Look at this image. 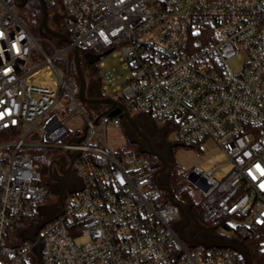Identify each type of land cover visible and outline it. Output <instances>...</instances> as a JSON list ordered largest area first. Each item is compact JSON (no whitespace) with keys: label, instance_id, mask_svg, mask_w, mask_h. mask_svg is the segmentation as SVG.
Masks as SVG:
<instances>
[{"label":"built area","instance_id":"1","mask_svg":"<svg viewBox=\"0 0 264 264\" xmlns=\"http://www.w3.org/2000/svg\"><path fill=\"white\" fill-rule=\"evenodd\" d=\"M44 2L69 42L36 37L18 0H0V264H242L232 249L188 247L177 231L181 210L166 203L156 171L108 141L124 111L88 116L70 58L120 55L126 78L109 94L103 86L102 97L153 118L173 133L170 143H216L225 163L189 176L204 227L250 236L264 228V0ZM242 55L234 73L227 63ZM34 132L40 143L28 141ZM71 132L79 138L61 146ZM34 147L66 150L82 184L50 217Z\"/></svg>","mask_w":264,"mask_h":264},{"label":"rangeland","instance_id":"2","mask_svg":"<svg viewBox=\"0 0 264 264\" xmlns=\"http://www.w3.org/2000/svg\"><path fill=\"white\" fill-rule=\"evenodd\" d=\"M32 1L33 0H18L19 13L26 23L27 21L23 13L24 11H26V7ZM51 24L54 26L55 25L54 21L51 22ZM36 37L39 38L41 36H36ZM105 53L106 52L104 51H97L94 53V55H97V56L104 55V57L100 61L93 63V67L91 71L89 72V77L92 83L95 86H97L99 90L102 89L103 86H107L109 88V91L107 92V94H109L112 89H115L117 86L122 85V83L124 82L126 78L127 71H125L122 67V64L120 62V55H114V53H109L108 55H105ZM34 59H35V62L41 61L40 57L38 56L34 57ZM101 63H103L102 66L100 65ZM245 63H246V58L244 57V55H242L241 57L234 58L228 61L227 65L229 69L232 70L234 73H239L242 70ZM81 107L88 116L90 117L93 116V109L91 107L87 106L86 104L82 102H81ZM55 113L57 112L52 111L50 115L53 116ZM132 116L138 117L134 114ZM139 118L147 122L145 123L146 124L145 129L147 130L149 134L153 135L155 134L156 131H163L166 133L165 128L160 123L156 122L153 118L147 115L146 116L141 115L139 116ZM126 133H130V135L133 134L132 130L126 123H123L121 131L117 130L111 125H108L106 135H107L108 141L110 142L112 148L121 149L122 147L126 145L127 140H128V136ZM77 134L80 137L82 135V132L79 131ZM78 135H76L75 132H71V135L67 137L66 139H64L60 145L62 146V145L68 144L69 142L73 143L75 140L79 138ZM167 138L169 139V141L172 142L173 133L172 132L167 133ZM28 141L31 143H40L42 141V138L39 133L34 132L33 134L30 135V137L28 138ZM171 144L173 145V154L171 158L173 165L175 167L180 166L185 170L184 172H181L179 171V169H177L178 171L177 174L178 176L183 178V180L186 182L187 186L189 187L190 191L192 192V195L194 196L195 200L198 201L201 199V194L199 193L195 185L189 181V176L192 172V169L197 166L204 167V165L208 164L210 160L212 159L214 161L215 158L221 154V150L218 148L216 143H214L213 141L207 142L205 145L202 146V148L199 146L194 147V148L179 146V145H176L174 142ZM37 148H45V147H34L32 148V150L37 149ZM54 149L58 151L55 153V156H54V161H55L54 173H57L58 168H59V165H58L59 163H61L63 166H67L70 163V161H69L68 152L66 150L58 149V148H54ZM198 151L200 153L199 156L197 155ZM221 163H224V160H222ZM164 178H165V175L163 174L158 175V179L160 182H163ZM56 185H57L56 182L51 184L50 186L51 192L49 195V200L44 204L43 208L41 209V211H43L42 214L46 215L47 217L55 215L56 213H58L60 209H62L58 201L57 194L54 191H52L56 187ZM81 185H82L81 181L79 180L78 186H76L73 190L69 191L65 195V197H68V195L72 192L73 193L78 192L81 188ZM202 226H204L203 223H197L193 221V224L189 228H187V235L189 236V238H193L199 231H201V229H204ZM218 233L221 235L222 239L231 240V241L239 240L238 235L235 233H232L231 237H228L224 235L223 233L217 231V234ZM84 240L85 239H83V241ZM199 241H204V239L203 238L199 239ZM188 247L192 250H202L203 249L200 245L188 246Z\"/></svg>","mask_w":264,"mask_h":264},{"label":"water","instance_id":"3","mask_svg":"<svg viewBox=\"0 0 264 264\" xmlns=\"http://www.w3.org/2000/svg\"><path fill=\"white\" fill-rule=\"evenodd\" d=\"M41 7H42V11H43V18H42V22H41V32L43 34H45L46 36L50 37V38H54L58 40V44H62L64 42H69L70 39L68 38L67 35L53 29L50 25H49V11L48 8L44 2V0H38ZM109 52H106L105 55H108ZM87 57V61L90 64H93L97 61H100L104 55H93L91 53L86 55ZM73 61L76 67V73H77V79L79 82V94H78V98L80 100V102L86 104L89 107H101L103 105H108L109 109L104 113V114H116L121 112L122 110L124 111L123 114V119L124 122L133 129V131L135 132V134L138 136V138L140 140H142L146 145H147V150L149 153H151L152 155L156 156L160 161H162L164 163V166L158 170H156L155 174L159 175L161 174L167 167V161L165 158H163L161 156V154L159 152H157L155 150V148L152 145V142L149 138V136L140 128L138 120L140 119L139 116L143 115L146 116L144 114H140L138 115V117H133L130 115V113L128 112L127 108L125 107L124 104H122L121 102L114 100L112 98L109 97H97V98H91L88 96V83H87V79H86V75L85 72L83 70L82 67V63H81V51L80 50H75L74 52V56H73ZM127 136L129 138H133L136 141H138L136 139V137H134V134L130 135V133H126ZM171 147L173 148V145L171 144ZM53 165L54 162L51 164L50 167V171L51 174L53 172ZM60 174H63L64 171L61 168L59 171ZM52 179L55 181H58V178L54 177L52 174ZM159 188L168 196L169 201L172 204L177 205L180 210H181V214H182V218H183V222L179 225V227L177 228L178 233L180 234V236L182 237L183 241L185 243H187L189 246H195L198 244L199 238L201 235H205L207 238V246H212V247H216V248H222V249H232L238 253H240L248 262V264H253L252 261V255L251 252L244 246L243 242L241 241H231V240H225L222 239L221 237H217L215 236V234L213 233L212 230L210 229H203L201 232H199V234L195 235L193 238H188L187 234H186V229L189 228L192 225V218L188 213V210L181 205L178 201L175 200L169 186L168 183L167 184H158ZM52 191H54L56 194L59 195V201L60 204H63V194H64V189H62L60 192L59 190L55 187ZM48 219H43L40 220V223L44 224L46 222H48ZM38 256L40 258V251L38 250ZM39 264H41V262H39Z\"/></svg>","mask_w":264,"mask_h":264},{"label":"trees","instance_id":"4","mask_svg":"<svg viewBox=\"0 0 264 264\" xmlns=\"http://www.w3.org/2000/svg\"><path fill=\"white\" fill-rule=\"evenodd\" d=\"M24 16L27 21L28 27H30L31 31L36 36H43L41 32V22L43 18V11L42 7L38 0H33L27 7L26 11H24ZM51 20L49 19V25L51 24ZM56 28V27H55ZM60 30L59 28H56ZM84 52H92L93 50ZM71 59V74L74 77H77L76 67L73 61V57ZM103 93L100 89L99 97H102ZM108 105H103L101 107H91L93 109V116L94 118H99L103 116V114L107 111ZM125 123V122H124ZM173 149V148H172ZM58 152L54 148H37L33 149L32 153L35 158V163L38 169L42 173V181L41 184L46 186H51L53 184L52 174L50 171L51 164L54 161L55 153ZM121 152L123 153H130L137 156H143L146 158L147 162L149 163V169L151 170H158L159 167V160L156 156L152 155L148 151L141 148L138 141L133 138H129L127 143L124 147L121 148ZM177 167H175L172 163L171 171L168 175V186L175 198L181 205H183L187 210L189 215L192 218V221L197 223H203V216H204V206L203 200L200 199L198 201L195 200L192 192L190 191L189 187L187 186L186 182L178 176L177 174ZM169 199L166 200V203H169ZM204 229L205 227L202 226ZM215 236H217L216 229L213 230ZM239 241L243 242L244 246L251 252L253 264H264V251L262 250V242L264 240V228H255L254 234L250 236H243L238 235ZM200 246H205L203 244H199ZM239 255H241L239 253ZM242 256V255H241ZM242 264H248L247 260L242 256Z\"/></svg>","mask_w":264,"mask_h":264},{"label":"flooded vegetation","instance_id":"5","mask_svg":"<svg viewBox=\"0 0 264 264\" xmlns=\"http://www.w3.org/2000/svg\"><path fill=\"white\" fill-rule=\"evenodd\" d=\"M89 53L93 54L92 52L81 51V63H82V67H83V70L85 72L87 83H88V96L91 98H97L100 95V90L98 89L97 86H95L92 83V81L90 80V77H89V72L91 71V69L93 67V64H90L87 61L86 55ZM138 123H139L140 128L149 136L155 150L157 152H159L161 154V156L163 158H165L167 161V167L161 173V174L165 175V178H164L163 182H161V184H167L168 183V175H169L171 168H172V159L171 158H172V154H173V149L171 147V143L169 142V139L167 138V135L165 132L156 131L155 134L151 135L145 129V125H146L145 123H147V122L143 121L142 119H139ZM130 129L132 130L134 137H136V139L138 140L141 148L144 150H147V145L142 140H140L138 138V136L135 134V132L133 131V129L131 127H130ZM163 166H164V163L159 160L158 169L162 168ZM62 169L64 171L63 174H60L59 171L57 173L53 174L54 177L58 178V181H55V180H53V181L56 182V184H57L56 187L59 190V192L62 189H64V194H63V197H64L69 191L73 190L76 186H78L79 178L77 177L76 173L74 172L71 162L67 166H63ZM192 224H193V221H192ZM202 230L203 229H201V231ZM201 231H199V232H201ZM199 232L197 234H199ZM186 234H187V229H186ZM188 238H189V236H188ZM202 238L204 239V241H198V244L206 245L207 244L206 236L201 235L199 239H202Z\"/></svg>","mask_w":264,"mask_h":264},{"label":"crops","instance_id":"6","mask_svg":"<svg viewBox=\"0 0 264 264\" xmlns=\"http://www.w3.org/2000/svg\"><path fill=\"white\" fill-rule=\"evenodd\" d=\"M219 160H224V163H225V158H224V156L222 155V154H220L219 156H217L216 158H215V160L213 161V159L212 160H210V162L208 163V164H206V165H204V167L205 168H218L220 165H222V164H224V163H221V161H219Z\"/></svg>","mask_w":264,"mask_h":264}]
</instances>
